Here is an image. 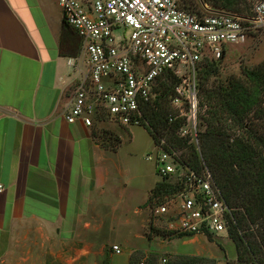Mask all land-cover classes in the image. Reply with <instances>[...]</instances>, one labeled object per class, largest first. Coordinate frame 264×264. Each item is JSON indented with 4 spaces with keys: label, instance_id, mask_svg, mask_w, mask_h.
Wrapping results in <instances>:
<instances>
[{
    "label": "crops",
    "instance_id": "crops-1",
    "mask_svg": "<svg viewBox=\"0 0 264 264\" xmlns=\"http://www.w3.org/2000/svg\"><path fill=\"white\" fill-rule=\"evenodd\" d=\"M70 29L58 0H0V264H115L112 254L105 260L109 216L100 208L117 182V151L96 124L66 120L76 77L75 57L62 53ZM177 239L212 242L165 243Z\"/></svg>",
    "mask_w": 264,
    "mask_h": 264
},
{
    "label": "built area",
    "instance_id": "built-area-1",
    "mask_svg": "<svg viewBox=\"0 0 264 264\" xmlns=\"http://www.w3.org/2000/svg\"><path fill=\"white\" fill-rule=\"evenodd\" d=\"M65 24L81 41L75 57V84L66 120L93 127L110 122L123 127L149 126L148 109L161 97L162 82L180 79L170 96V121L183 119L178 131L196 140L200 131L198 70L205 60L226 57L264 28V0L251 16L201 4L185 9L181 0H58ZM202 3V2H201ZM161 178L180 188L151 208L153 218L170 234L229 236L232 210L212 173L184 164L165 139L156 143ZM173 183V182H172ZM0 185V192L3 191ZM121 254L118 245L112 246ZM166 263L167 259H163ZM145 264V262H141Z\"/></svg>",
    "mask_w": 264,
    "mask_h": 264
},
{
    "label": "trees",
    "instance_id": "trees-1",
    "mask_svg": "<svg viewBox=\"0 0 264 264\" xmlns=\"http://www.w3.org/2000/svg\"><path fill=\"white\" fill-rule=\"evenodd\" d=\"M200 1L214 9L252 15V11L241 8L245 0ZM181 4L185 9L195 11L191 7L192 1L181 0ZM80 48L78 35L73 29L68 30L62 53L77 57ZM223 59L205 60L199 66L201 123L198 142L189 136H178L184 120L171 122L170 113L164 116L161 109L159 100L169 98L174 87L180 83L176 76L162 82L161 97L148 109L146 117L149 126L145 127L150 128L157 142L156 128L167 123L173 130L168 144L175 150H185L181 161L197 172H202L205 167L209 169L232 210L228 231L230 240L236 246L238 263L264 264V63L256 68H245L240 77L210 85V79L218 72ZM177 182L161 178L151 191L148 202L160 201L163 196L176 192L180 188ZM192 236L181 234L178 238ZM206 236L211 241L214 239L213 235ZM137 253L146 255L143 251ZM169 254L175 260L168 264H217L215 258ZM134 255H131L129 264H138ZM152 257L155 254L149 255L145 264H154L155 258Z\"/></svg>",
    "mask_w": 264,
    "mask_h": 264
},
{
    "label": "rangeland",
    "instance_id": "rangeland-1",
    "mask_svg": "<svg viewBox=\"0 0 264 264\" xmlns=\"http://www.w3.org/2000/svg\"><path fill=\"white\" fill-rule=\"evenodd\" d=\"M190 1H192L191 7L195 11L201 9L203 3L211 6L200 0ZM258 1L245 0L242 2L241 8L251 12L254 4ZM188 4L190 5L191 2ZM262 63H264V28L254 33L245 44L229 47L226 57L220 63L218 72L216 75H212L210 85L214 86L221 82H227L233 77H240L245 68H256ZM161 85L159 89L162 93ZM159 101L164 116L166 113L174 112L170 97ZM95 124L107 147L117 151L116 154L113 153L112 160V166L116 164L117 182L112 183V190L106 188L108 200L111 201L102 204L100 211L101 214L105 213L109 216L106 219L107 229L104 237L110 240L111 251H113L112 246L116 244L121 247L123 253L120 255L113 253L109 248L105 260H110L112 254L115 264H128L131 250L140 249L133 252L138 264L143 261L146 263L148 256L152 254H155V257H152L155 258L154 264H168L169 261L175 260L174 257L169 256V253H165L166 251L174 252L173 255L195 256L199 253L213 255L217 264H239L236 246L227 239L226 234H223L225 235L223 239L214 236L212 242L202 239L197 243L186 244L184 241L189 239H177L172 243H165V241L178 238L180 234L168 233L162 227L163 224L157 222L152 216L151 208L158 202V199L153 202H148V200L151 191L161 181V177L158 174L156 163L148 160V156L150 154L156 155V143L160 139H165L167 143L170 142L169 138L173 130L167 123L159 124L156 128L157 142L149 127L132 126L126 128L116 125L108 119L98 121ZM99 125L101 126L99 127ZM177 135L180 136L178 132ZM194 141L198 142L197 139ZM184 151L177 149L180 158ZM171 180L174 181V178ZM136 207L140 209L137 212L135 211ZM144 249H150L152 252L143 251L145 256L137 253ZM163 259H167V262L164 263Z\"/></svg>",
    "mask_w": 264,
    "mask_h": 264
}]
</instances>
